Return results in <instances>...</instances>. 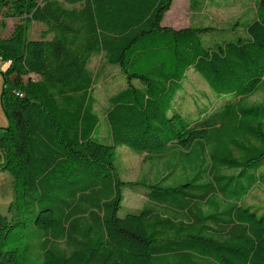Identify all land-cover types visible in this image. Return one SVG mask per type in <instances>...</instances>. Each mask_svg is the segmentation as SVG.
Segmentation results:
<instances>
[{
	"label": "trees",
	"instance_id": "trees-1",
	"mask_svg": "<svg viewBox=\"0 0 264 264\" xmlns=\"http://www.w3.org/2000/svg\"><path fill=\"white\" fill-rule=\"evenodd\" d=\"M172 2L0 0V19L19 20L0 39V59L12 61L0 147L16 197L32 205V239L21 248L11 233L21 222L1 225L0 264H264V208L242 204L264 185V99L247 101L264 93V0L226 30L163 25ZM33 21L46 25L40 39L27 37ZM214 34L222 37L204 44ZM93 53L127 84L110 99L106 138L87 68ZM190 69L217 94L196 122L173 109ZM121 146L158 158L179 148L176 166L193 179L163 185L166 165L152 182L123 181ZM124 188L148 205L120 215Z\"/></svg>",
	"mask_w": 264,
	"mask_h": 264
},
{
	"label": "rangeland",
	"instance_id": "rangeland-1",
	"mask_svg": "<svg viewBox=\"0 0 264 264\" xmlns=\"http://www.w3.org/2000/svg\"><path fill=\"white\" fill-rule=\"evenodd\" d=\"M60 1L65 6H69L66 0ZM253 2V0H235L230 7L214 8L205 6L204 0H174L171 9L165 14L162 24L171 26L174 29H185L190 25L197 24L210 25L226 30L234 22L240 24L254 16L255 8ZM5 21L7 22H3L0 19V39L8 38L13 31L14 25L19 22L17 18L6 19ZM45 30V24L33 21L29 25L27 37L29 39H40L42 32ZM51 37L52 33L47 36V38ZM221 37L220 34L210 35L209 38H203V42L209 45L210 42H218V38ZM5 63L6 61L0 59V69ZM87 68L94 79L93 102L95 104V112L100 117V136L106 138L109 134V129L105 121V113L110 108L111 97L126 87V80L119 67L108 64L101 53H93ZM4 72L0 70V97L3 87L2 74ZM182 86L183 90L177 95L173 109L184 115L189 113L190 118L194 119V121L190 122H196L197 116L201 112L205 113L206 109L210 111L213 108V104L217 102L215 100L217 94L210 90L204 79L192 69L187 71ZM247 98L248 102H259L264 99V93L258 92ZM7 126L8 121L0 103V132ZM103 142H106V140ZM179 153V148H173L172 151H165V155L158 158L155 155L137 154L129 148L121 146L115 150L114 165L116 174L121 180L127 182L139 180L152 182L155 171L170 165V173L163 180V185L179 186L188 180H192L194 176L192 173L184 172L177 167L181 163L176 166L177 159L180 156ZM191 155L194 156L195 152L192 151ZM258 171L260 172V170ZM258 171L256 174H259ZM261 171L264 173V167L261 168ZM162 172H165V170L162 169ZM136 191L137 189H123L124 201L120 209V215L139 210L148 205L144 196L139 193L136 194ZM246 205L264 208V185L257 186L251 191L244 202V206ZM30 210H32V205L29 201L25 202L23 198L18 199L16 197L14 181L6 166L4 154L0 147V227L2 225V229L5 231L7 226L13 221L19 220L21 222L11 232L17 233L14 245L19 248L32 239L30 228L32 213H30ZM4 247L8 248L9 246Z\"/></svg>",
	"mask_w": 264,
	"mask_h": 264
},
{
	"label": "crops",
	"instance_id": "crops-1",
	"mask_svg": "<svg viewBox=\"0 0 264 264\" xmlns=\"http://www.w3.org/2000/svg\"><path fill=\"white\" fill-rule=\"evenodd\" d=\"M174 1V0H173ZM203 1V0H202ZM230 2H225L224 0H212V2L210 3L208 0H204V4H205V6H211V7H214V8H222V7H230V6H232L233 4H234V2H235V0H229ZM237 1H239V0H237ZM253 1H255V0H253ZM254 3V2H253ZM172 6V5H171ZM254 6V5H253ZM171 9V8H170ZM254 13H255V11H254ZM254 16H255V14H254ZM254 16H252L250 19H252V18H254ZM164 19V18H163ZM250 19H246V20H250ZM4 22H7V21H4ZM197 25V24H196ZM165 26H168V25H165ZM168 27H171V26H168ZM172 28V27H171ZM251 104L252 103H256V102H250ZM95 105V104H94ZM94 110H95V107H94ZM100 118V117H99ZM161 168H159V170H160ZM257 186H255L254 188H256ZM253 188V189H254ZM252 189V190H253ZM251 190V191H252ZM251 191L249 192V194L251 193ZM249 194H248V196H249ZM247 196V197H248ZM246 197V198H247ZM246 198H244L243 199V202H242V204H243V206H244V202H245V200H246ZM246 206H251L252 208H253V206L254 205H246ZM255 206H257V205H255Z\"/></svg>",
	"mask_w": 264,
	"mask_h": 264
},
{
	"label": "clouds",
	"instance_id": "clouds-1",
	"mask_svg": "<svg viewBox=\"0 0 264 264\" xmlns=\"http://www.w3.org/2000/svg\"><path fill=\"white\" fill-rule=\"evenodd\" d=\"M11 63H12L11 60L7 61V62L3 65L2 69H0V70L6 71L7 68L11 65Z\"/></svg>",
	"mask_w": 264,
	"mask_h": 264
}]
</instances>
